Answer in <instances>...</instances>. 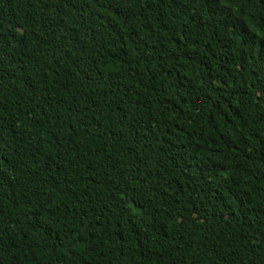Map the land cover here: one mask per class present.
<instances>
[{
    "label": "trees",
    "instance_id": "trees-1",
    "mask_svg": "<svg viewBox=\"0 0 264 264\" xmlns=\"http://www.w3.org/2000/svg\"><path fill=\"white\" fill-rule=\"evenodd\" d=\"M0 264H264V0H0Z\"/></svg>",
    "mask_w": 264,
    "mask_h": 264
}]
</instances>
